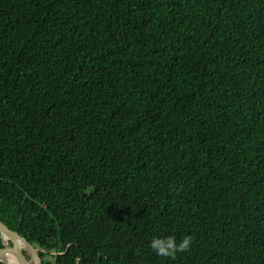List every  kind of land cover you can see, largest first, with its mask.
Listing matches in <instances>:
<instances>
[{
	"label": "trees",
	"instance_id": "1",
	"mask_svg": "<svg viewBox=\"0 0 264 264\" xmlns=\"http://www.w3.org/2000/svg\"><path fill=\"white\" fill-rule=\"evenodd\" d=\"M0 219L42 264H264V0H0Z\"/></svg>",
	"mask_w": 264,
	"mask_h": 264
},
{
	"label": "water",
	"instance_id": "2",
	"mask_svg": "<svg viewBox=\"0 0 264 264\" xmlns=\"http://www.w3.org/2000/svg\"><path fill=\"white\" fill-rule=\"evenodd\" d=\"M0 232L4 239V246L0 247V260L9 264H42L40 251L42 247L35 246L19 231L9 227L0 219ZM25 251L30 253L28 258Z\"/></svg>",
	"mask_w": 264,
	"mask_h": 264
},
{
	"label": "clouds",
	"instance_id": "3",
	"mask_svg": "<svg viewBox=\"0 0 264 264\" xmlns=\"http://www.w3.org/2000/svg\"><path fill=\"white\" fill-rule=\"evenodd\" d=\"M192 238L185 237L179 244H177L174 236L167 238H154L151 241V247L159 256L175 258L177 253L187 252L190 249Z\"/></svg>",
	"mask_w": 264,
	"mask_h": 264
}]
</instances>
